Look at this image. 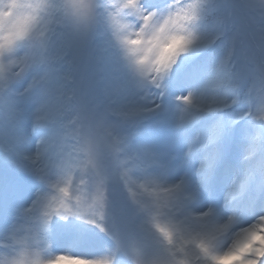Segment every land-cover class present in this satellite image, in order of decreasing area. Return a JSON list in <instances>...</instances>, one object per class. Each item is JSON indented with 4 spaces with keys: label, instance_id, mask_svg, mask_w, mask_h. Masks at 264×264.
Returning <instances> with one entry per match:
<instances>
[{
    "label": "rangeland",
    "instance_id": "obj_1",
    "mask_svg": "<svg viewBox=\"0 0 264 264\" xmlns=\"http://www.w3.org/2000/svg\"><path fill=\"white\" fill-rule=\"evenodd\" d=\"M51 1L18 0V3L27 7L17 11L14 16L11 10L4 13V16H12V19L7 21L6 28L0 24V206L10 203L0 222V245H5L6 240L20 241L33 264H45L48 259L59 254L109 260L111 264H117L118 250L112 247L110 240H105V232L99 230V227L106 230L112 228V224L105 225L104 215L101 219L95 208L85 207L84 214L99 227L77 220L64 222L53 219L48 226L45 240L35 224L42 221V213L49 201L64 198L60 192L61 188L67 189V198L74 205L76 197H80L85 205H91V198L87 193L95 191L96 186L89 181L96 175L100 161L107 162L115 156H119V172L127 196L132 200L129 190L135 192L134 199L139 205L153 203V197L149 195L153 190L163 200L169 189L182 182L193 190L199 187L200 182L196 181L201 180L202 175L196 180L192 171L182 168V164L188 162L189 157L197 156L199 152L205 155L210 151L201 147L204 142L205 124L203 120H199L190 127H180L179 108L182 105L175 101L178 95L196 93L195 78L192 75L194 63L187 62L190 64L186 63L181 72H175L174 67L165 78L164 95L161 97L155 89L144 91L143 84L138 80L130 82L127 72L122 68L117 45L107 41L103 34H97L93 40L95 42H90L91 45L79 42L80 48L85 45L86 47L83 57L76 58L75 70L70 71L72 75L69 78L74 82L70 85L71 82H67L68 76L62 71V65L59 66L60 59L49 58L45 51L60 41L52 40V44L45 42V45L41 46V40L48 34L45 14ZM156 1L159 0H139L143 12L127 7L128 15L142 16L163 9L169 10L171 14L166 18L168 23L165 26V34L182 37L179 31L183 18L182 0H168L167 4L153 7L151 4ZM120 2L121 0H112L114 6H118ZM124 12L125 8L115 7L112 13V24L117 31H122L128 26L127 18H120ZM37 36L39 39H36ZM29 37H32L28 41L30 51L26 52L23 47L17 46V42L25 41ZM179 40L177 54L183 56L184 53H191V49L182 51L183 42L182 39ZM9 41L12 43L9 44ZM242 41L246 46L244 38ZM238 49L244 47L238 44ZM243 52L246 50L239 51L238 54ZM249 55L250 52L246 53L247 57ZM185 61L186 58H183L180 62ZM28 65L31 73L25 76L23 71L24 68L27 70ZM67 84L74 90V96L70 98L63 94ZM206 103L209 102L206 100ZM108 115L116 119H138L141 116L146 119L135 122V125L127 128L126 134H121L119 129H110ZM154 119L156 121L151 126L152 129L178 127L183 132H195L184 143L178 141L179 133L172 135L164 129L160 137L150 140L145 133L150 131L148 128ZM196 124L198 126H195ZM253 131L262 134L259 129L255 128ZM33 133L37 135L36 138H32ZM248 133L249 127L246 125H238L229 134L223 132L219 140V158L216 165L225 158L226 152L223 150L226 148H220L224 140L231 137V141L237 145L243 143ZM198 136L200 139H196ZM131 143L135 144L131 147L132 150ZM244 143V152L250 153L249 145ZM171 155L179 158L172 160ZM199 163L198 161L193 168L195 172ZM241 163L240 159L236 163V176L240 172ZM242 167L241 171L245 173L248 165ZM15 171L29 173L30 178L17 177ZM125 172L127 175L122 177L121 174ZM220 176L228 189L232 181L230 176L233 175L222 172ZM48 177H53L54 182L50 193L42 196L40 181ZM258 179L259 175L257 181ZM153 180L158 182V186L152 183ZM141 184L146 185L143 191L139 188ZM248 191L257 192L256 182H253ZM206 196L205 191H198L192 202L184 201V204L191 203V211L197 216L211 208L212 216L208 220L210 224H222L229 216L233 217L232 228L216 246V253L226 251L232 236L242 228L252 223L256 224L257 228L260 227L255 221L259 215L264 214L261 209L253 215L236 213L234 210L231 212L229 209L232 208L225 207V196L219 201H212ZM171 209L165 208L161 212L159 223L162 226L179 223L169 215ZM117 212L123 215L124 209L118 205ZM67 232L72 236L69 239ZM80 235H85V240L88 241L81 239ZM95 236L98 239L93 238ZM156 236L154 229L149 225L145 229L143 241L153 244ZM139 246H132L135 247V259L138 264H145V246ZM137 247L139 252L135 251ZM173 250L175 251V247ZM187 251L190 252L191 249ZM180 255V252H176L177 258ZM160 257L161 254H158L153 256L152 260H159Z\"/></svg>",
    "mask_w": 264,
    "mask_h": 264
},
{
    "label": "snow or ice",
    "instance_id": "obj_2",
    "mask_svg": "<svg viewBox=\"0 0 264 264\" xmlns=\"http://www.w3.org/2000/svg\"><path fill=\"white\" fill-rule=\"evenodd\" d=\"M67 6L71 8L72 15L78 21L86 24L91 19L92 8L89 0H69ZM126 7L135 8L137 11L143 12V9L139 6V0H126ZM156 14V12H150L141 16L144 21V27H147L148 22ZM167 23L168 20L165 19L163 24L147 37H145L142 30H138L135 39L122 37L119 40L124 59L135 72L138 82L143 84L144 80H148L151 89L157 90L161 97L164 95L165 78L172 72L178 54L169 56L166 59L162 58L158 45L171 39H183L186 41V47L182 51H186L193 43L188 37L166 35L165 26ZM11 43L12 41H9V44ZM210 43L211 41H198L196 42V48L206 47ZM253 71H259L264 76V59L256 65ZM242 84L243 78L240 71L237 70L235 62L230 64L225 59L219 60L210 70L209 78L202 88L196 93L189 92L175 97L177 104L182 105L179 108L180 127H190L203 117L222 112L239 104L241 102ZM209 87L216 92V95L212 98V103H206L205 100V93ZM245 102L249 104V116L252 115V108H255L261 114V118L264 119V88H261L256 95H253V89L249 88ZM157 107H161V105H157ZM238 122L239 120L236 119L226 124L221 118L209 129L201 147L202 149H210V151L205 153L199 163L198 171L202 176L200 185L196 190L191 189L182 182L169 189L168 195L163 200L153 190L149 193L153 197V203L151 205H140L142 210L151 215L150 225L157 234L154 244L162 247L168 255L173 257L175 264H225V262H228V264H264V214L259 215L255 221L260 225L259 228L252 223L250 226L236 232L231 238L230 246L222 253H216L215 248L230 232L233 225L232 216H229L222 224H210L208 222L212 216V209L210 208L198 216L191 213V220L187 223H170L165 226L159 223V216L165 208L171 209L183 205L184 201L192 202L196 198L198 191L208 190V180L214 174L219 158V140L226 127L234 126ZM196 139H200V137L198 136ZM248 150L250 153L254 152L253 146L249 145ZM258 174V181L257 172L252 170L246 171L242 177H235L227 190L225 207H230L235 211L237 205L245 202L244 211L253 212L256 210L257 202H259L261 211L264 212V195L245 198L246 192L253 182H256L257 192L264 194V160L261 162ZM121 175L123 177L127 173L125 172ZM152 183L158 186L156 180H153ZM139 188L143 191L146 189V185L141 184ZM60 192L64 198L58 200L54 198L49 201L45 211L42 213L40 233L45 240L48 226L53 219L61 216L64 222L73 217H78L79 221L85 224L99 227L94 220L86 217L84 209L85 207L95 208L98 210L99 217L103 218L106 192L102 183L96 185L91 205H85L80 197H76L74 205L67 198V189L61 188ZM129 194L133 198L132 202L137 204L138 202L134 199L136 193L129 190ZM193 225H196V227ZM99 230L101 232L107 231L103 227H99ZM180 232L185 235L182 237L181 242L177 244L175 237ZM174 247L175 251L173 250ZM187 249H191V251L189 252ZM139 250V247L135 249L137 252ZM176 252H180L179 258L176 257ZM45 264H111V261L59 254L48 259ZM151 264H167V261L163 259L153 260Z\"/></svg>",
    "mask_w": 264,
    "mask_h": 264
},
{
    "label": "clouds",
    "instance_id": "obj_3",
    "mask_svg": "<svg viewBox=\"0 0 264 264\" xmlns=\"http://www.w3.org/2000/svg\"><path fill=\"white\" fill-rule=\"evenodd\" d=\"M92 8L91 19L85 24L72 15L69 11V7L64 3H55L53 7L57 11L56 27L51 24H46L48 34L41 40V46L45 45V42L51 43L53 37L60 35H67L73 39L81 41L83 43H90L94 40L97 34H103L105 39L114 45H117V50L120 53L122 68L127 72L130 82L136 81L138 78L130 65L124 59V53L120 47L119 40L122 37L128 39H135L138 30H142L145 37L153 34L163 24L168 15L171 14L169 10H161L156 12L149 27H144V21L141 19L140 14L128 15L129 10L126 7L125 0H121L118 6H114L112 0H90ZM27 5L18 3V0H0V24L7 27V21L12 19V16L17 11L26 8ZM115 7L125 8V12L120 17L121 19L127 18L128 26L122 31H117L112 24V13ZM12 12V16H4V13ZM32 37L26 38L25 41H18L17 46L23 47L25 51H30L28 41ZM39 39V36L36 37ZM180 45L179 39H171L162 44H159L160 54L162 58H168L174 54H177L178 46ZM190 53H184L183 56L177 55L176 64L183 58H187ZM174 69V68H173ZM144 91H151L148 80L143 82ZM119 156L113 157L111 160L105 162L100 161L98 170L94 178L89 181L93 185L102 183L105 192V209L104 219L106 223H111L112 228H108L105 235L108 236L112 243V247L118 250L117 264H138L135 259V253L133 245H142L143 237L145 235V229L150 225L151 215L150 213L142 210L139 204L133 203L127 196V192L124 189L119 172ZM54 182L53 177H48L45 180H41L40 195L47 196L50 193L51 185ZM95 191L87 193L92 199ZM120 205L124 209L123 215L118 214L117 206ZM191 203H185L180 206L173 207L170 210L169 215L181 222L187 223L191 220ZM60 221H64L62 216L55 218ZM70 220L79 221L78 217H73ZM67 221V222H68ZM36 227L41 229L42 221L36 222ZM185 234L180 232L176 235V243L181 242L182 237ZM6 245V246H5ZM5 245H0V264H33L29 260L28 253L24 250L20 241L6 240ZM144 254L146 256L145 264H151L152 257L158 254L168 255L162 247L156 244L145 246ZM167 259V264H175V260L170 255ZM7 257V258H5ZM177 257V256H176Z\"/></svg>",
    "mask_w": 264,
    "mask_h": 264
},
{
    "label": "trees",
    "instance_id": "obj_4",
    "mask_svg": "<svg viewBox=\"0 0 264 264\" xmlns=\"http://www.w3.org/2000/svg\"><path fill=\"white\" fill-rule=\"evenodd\" d=\"M55 3H64L68 5L69 0H56ZM228 4V0H192L189 1L185 6L184 17L180 30L183 33V37H188L193 41L192 45L188 47V49H191V53L194 55L196 51L202 52L205 50V47L203 46L199 47L198 49L196 48V42L198 41H211V43L207 46L214 47L215 45H218V49L220 50H218L220 55L216 58L215 62L211 64L209 68H207L205 76L200 81L199 89L206 84L209 78L210 70L219 62V60L225 59L229 61L230 64L236 60L235 57H231L232 59H230L229 56L227 57L233 48V36L224 31L223 24L225 23L224 19L227 18L229 10L233 8L230 4ZM69 11L72 12L71 8H69ZM50 12L54 14L53 18L51 19V23L52 26H55L57 20V11L53 5L51 6ZM58 38L61 40V47L60 45L57 46L59 49L54 51V54L57 56H66V51L68 49V45L70 44V38L67 35H60L59 33ZM182 42V48L185 49L186 41L182 39ZM258 44H260V49H262L264 47V40H260V43ZM66 61L69 62L67 67L72 69L71 67H73L74 57L70 56L68 60L66 58ZM215 95L216 92L211 87H209L205 93V96L210 100H212ZM257 162L259 164L257 163L256 165L259 166L260 161Z\"/></svg>",
    "mask_w": 264,
    "mask_h": 264
}]
</instances>
